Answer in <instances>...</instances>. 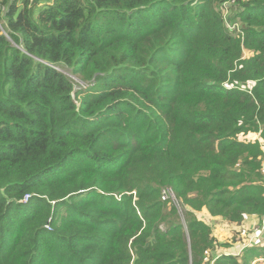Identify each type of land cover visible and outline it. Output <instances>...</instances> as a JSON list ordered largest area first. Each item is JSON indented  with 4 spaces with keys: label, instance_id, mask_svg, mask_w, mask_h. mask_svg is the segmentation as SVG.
Here are the masks:
<instances>
[{
    "label": "trees",
    "instance_id": "1",
    "mask_svg": "<svg viewBox=\"0 0 264 264\" xmlns=\"http://www.w3.org/2000/svg\"><path fill=\"white\" fill-rule=\"evenodd\" d=\"M0 5V264L264 254L197 214L264 217V0Z\"/></svg>",
    "mask_w": 264,
    "mask_h": 264
},
{
    "label": "rangeland",
    "instance_id": "2",
    "mask_svg": "<svg viewBox=\"0 0 264 264\" xmlns=\"http://www.w3.org/2000/svg\"><path fill=\"white\" fill-rule=\"evenodd\" d=\"M227 15H228V12L225 11L224 12V17H226ZM249 54H250V52H247L246 56H248ZM70 75L72 76V78L74 80L76 88L79 87L78 84H80L81 86H86V87H88V86L93 84V83L85 84L84 82L80 81L77 78L76 75H74V76L72 74H70ZM240 137L241 138H253L254 135L248 134L245 137L244 136H240ZM164 190L165 189H163L162 192ZM163 196L166 199H171L172 200V202L178 208V213L181 216V220L185 221L184 218H183L184 217V210L182 208H180V205H179L175 195H174L175 198L173 199L171 196L166 195L165 192H163ZM204 212H205L204 209L198 211L197 214H198L199 219L204 220L205 222L213 225L214 233L217 235L216 238L218 239V241L223 240V238H229V237L232 240V239H234L236 237L235 240H232L231 245L233 247H235V248H238L237 251H240L244 244H256L255 242L261 241L260 238H259V235L264 232V230L261 229V224H262V226H264L263 225L264 220L258 225V228H254L253 230H249V229L242 228V227H237V226H241L243 224V222L250 223L249 222L250 218H246L245 220H243L241 222H238V223L230 224V225H232L233 228L230 225L227 226L226 228H224L223 225L220 223L222 221H221V219L219 217H213V216L208 215V214H206ZM184 224H186V223L184 222ZM244 224H247V223H244ZM238 239H240V240H238ZM233 247H231V248H233ZM230 252H235V249H233V251H230Z\"/></svg>",
    "mask_w": 264,
    "mask_h": 264
},
{
    "label": "crops",
    "instance_id": "3",
    "mask_svg": "<svg viewBox=\"0 0 264 264\" xmlns=\"http://www.w3.org/2000/svg\"><path fill=\"white\" fill-rule=\"evenodd\" d=\"M204 213H206V212H204ZM261 220L262 219H259V218L258 219H256V218H250V220H249L250 223L243 222V224L241 226H237V227H242V228H246V229H249V230H253L254 228H256L261 223ZM220 223L223 225L224 228H226L227 226H229V225H227V224H225L223 222H220ZM244 223H247V224H244ZM230 226L232 227V225H230ZM213 230H214V227H213ZM215 236L217 237L216 234H215ZM259 238H260L261 241H263V239H264V232L259 235ZM225 239H230V237L229 238H223V240H225ZM246 245H249V244H246ZM233 249H235V251L238 250V248L233 247V248L230 249V251H233ZM261 256H264V254H261L259 256H256L255 258H253L252 261L250 262V264H259L258 262H254V261H255V259H257L258 257H261Z\"/></svg>",
    "mask_w": 264,
    "mask_h": 264
},
{
    "label": "built area",
    "instance_id": "4",
    "mask_svg": "<svg viewBox=\"0 0 264 264\" xmlns=\"http://www.w3.org/2000/svg\"><path fill=\"white\" fill-rule=\"evenodd\" d=\"M3 10V6L0 5V11ZM226 11V10H225ZM227 12V11H226ZM227 24L226 26L229 28V29H238L239 27V23L238 22H234V23H229L228 20H226ZM71 76V75H70ZM72 77V76H71ZM163 192H165L166 195H169L171 196L173 199L175 198L174 197V193L171 191V189H165ZM28 196L29 195H26L23 199L20 200V202H26L28 200ZM264 220V217L262 218L261 222ZM263 225H264V222H263ZM46 227H49V225H46ZM258 228V226L256 227ZM261 229L264 230V226H262L261 224ZM261 231V230H260ZM254 262H258L259 264H264V256H261V257H258L257 259H255Z\"/></svg>",
    "mask_w": 264,
    "mask_h": 264
},
{
    "label": "bare ground",
    "instance_id": "5",
    "mask_svg": "<svg viewBox=\"0 0 264 264\" xmlns=\"http://www.w3.org/2000/svg\"><path fill=\"white\" fill-rule=\"evenodd\" d=\"M25 203V202H24Z\"/></svg>",
    "mask_w": 264,
    "mask_h": 264
}]
</instances>
